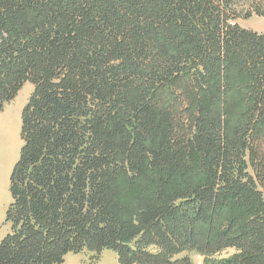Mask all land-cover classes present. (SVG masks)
I'll use <instances>...</instances> for the list:
<instances>
[{"label": "trees", "instance_id": "obj_1", "mask_svg": "<svg viewBox=\"0 0 264 264\" xmlns=\"http://www.w3.org/2000/svg\"><path fill=\"white\" fill-rule=\"evenodd\" d=\"M245 1L264 16V0H0V111L34 86L0 264H264V33L236 22Z\"/></svg>", "mask_w": 264, "mask_h": 264}, {"label": "rangeland", "instance_id": "obj_2", "mask_svg": "<svg viewBox=\"0 0 264 264\" xmlns=\"http://www.w3.org/2000/svg\"><path fill=\"white\" fill-rule=\"evenodd\" d=\"M239 16L236 22L246 28L264 33V16L252 12V3L242 2L238 6ZM34 86L31 82H26L17 96L5 104L0 111V241L10 231V224L6 223V212L12 201L10 192V176L14 165L20 156L22 147L21 125L22 110L27 104ZM234 252V249L223 251L218 257H227ZM189 254L193 264H206L208 259L196 251L183 252L181 255ZM94 254L89 251L81 253H69L64 264H120L115 251L105 249L97 262L94 261Z\"/></svg>", "mask_w": 264, "mask_h": 264}, {"label": "crops", "instance_id": "obj_3", "mask_svg": "<svg viewBox=\"0 0 264 264\" xmlns=\"http://www.w3.org/2000/svg\"><path fill=\"white\" fill-rule=\"evenodd\" d=\"M9 186H10V184H9Z\"/></svg>", "mask_w": 264, "mask_h": 264}]
</instances>
